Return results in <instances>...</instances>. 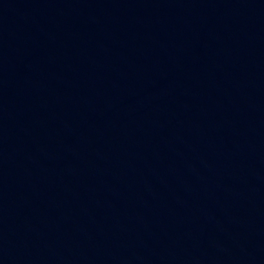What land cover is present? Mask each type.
Returning a JSON list of instances; mask_svg holds the SVG:
<instances>
[{
	"label": "water",
	"instance_id": "1",
	"mask_svg": "<svg viewBox=\"0 0 264 264\" xmlns=\"http://www.w3.org/2000/svg\"><path fill=\"white\" fill-rule=\"evenodd\" d=\"M0 264H264V0H0Z\"/></svg>",
	"mask_w": 264,
	"mask_h": 264
}]
</instances>
